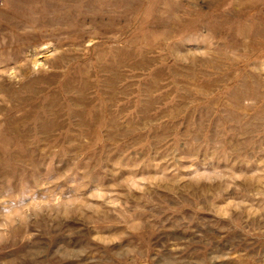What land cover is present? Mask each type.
Segmentation results:
<instances>
[{
	"label": "rangeland",
	"instance_id": "obj_1",
	"mask_svg": "<svg viewBox=\"0 0 264 264\" xmlns=\"http://www.w3.org/2000/svg\"><path fill=\"white\" fill-rule=\"evenodd\" d=\"M0 264H264V0H0Z\"/></svg>",
	"mask_w": 264,
	"mask_h": 264
},
{
	"label": "bare ground",
	"instance_id": "obj_2",
	"mask_svg": "<svg viewBox=\"0 0 264 264\" xmlns=\"http://www.w3.org/2000/svg\"><path fill=\"white\" fill-rule=\"evenodd\" d=\"M29 54V53H28Z\"/></svg>",
	"mask_w": 264,
	"mask_h": 264
}]
</instances>
